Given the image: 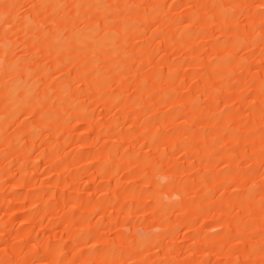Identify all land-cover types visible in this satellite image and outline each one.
I'll return each mask as SVG.
<instances>
[{
	"label": "rangeland",
	"instance_id": "374dc122",
	"mask_svg": "<svg viewBox=\"0 0 264 264\" xmlns=\"http://www.w3.org/2000/svg\"><path fill=\"white\" fill-rule=\"evenodd\" d=\"M0 264H264V0H0Z\"/></svg>",
	"mask_w": 264,
	"mask_h": 264
},
{
	"label": "bare ground",
	"instance_id": "6f19581e",
	"mask_svg": "<svg viewBox=\"0 0 264 264\" xmlns=\"http://www.w3.org/2000/svg\"><path fill=\"white\" fill-rule=\"evenodd\" d=\"M94 28H95L94 26H93V27H90V28L87 29V31H85V33H82V34L84 35V36L81 35L82 38H83V40H84V39L87 40V39H90V38L92 39V38L95 36V29H94ZM54 33H55V32H54ZM54 36H56V35H54ZM78 36H79V35H78ZM114 36H115V35H111V37H109L108 40H107V41H108V44H109L110 46H112L113 49H114L115 46H116V41H115V39H114ZM82 38H81V39H82ZM59 39H60V38H59ZM94 39H96V38H94ZM94 39H93V40H94ZM106 39H107V38H106ZM90 41H91V40H90ZM108 44H107V45H108ZM114 44H115V45H114ZM98 45H99V44H98ZM10 63H11V62H10ZM12 63H13V62H12ZM15 64H16V63H15ZM15 64H14V65H15ZM7 65H9V64H7ZM10 65H12V64H10ZM14 65H13V66H14ZM8 70H10V69L8 68ZM16 77H17V76H16ZM18 77H19V76H18ZM18 77H17V78H18ZM14 79H15V78H14ZM27 79H28V78H27ZM12 81H13V80H12ZM24 81H25V80H24ZM27 81H28V80H27ZM10 82H11V80H10ZM22 82H23V81H22ZM17 83H18V82H17ZM28 83H29V82H28ZM11 84H12V83H11ZM22 84H23V83H22ZM15 86H16V85H14V87H15ZM17 86H18V84H17ZM19 86H20V85H19ZM19 86H18V87H19ZM10 87H11V86H10ZM14 87H13V88H14ZM18 87H17L16 89H18ZM22 87H23V86H22ZM30 87H31V86H30ZM25 89H26V88H25ZM19 90H20V89H19ZM19 90H18V91H19ZM8 91H9V90H7V92H8ZM13 91H14V89L11 90V92H13ZM15 92H16V91H15ZM24 95H25V94H24ZM16 96H17V95H16ZM13 97H14V96H13ZM25 98H26V97H25ZM22 99H23V98H22ZM13 100H14V99H13ZM18 101H20V100H18ZM9 102H10V101H9ZM12 104H14V103H12ZM18 106H19V105H18ZM14 107H15V106H14Z\"/></svg>",
	"mask_w": 264,
	"mask_h": 264
}]
</instances>
